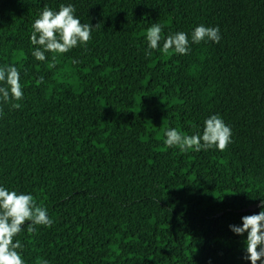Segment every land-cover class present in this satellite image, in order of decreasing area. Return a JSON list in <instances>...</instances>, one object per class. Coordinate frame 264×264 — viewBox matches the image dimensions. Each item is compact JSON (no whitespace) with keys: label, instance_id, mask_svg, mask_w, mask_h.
<instances>
[{"label":"trees","instance_id":"1","mask_svg":"<svg viewBox=\"0 0 264 264\" xmlns=\"http://www.w3.org/2000/svg\"><path fill=\"white\" fill-rule=\"evenodd\" d=\"M61 4L98 26L37 60L32 25ZM199 25L219 27V43H193ZM177 32L188 53H163ZM6 65L23 99H0V187L53 221L14 237L24 264H251L247 233L229 226L264 200V0H0ZM212 115L231 128L224 151L165 144Z\"/></svg>","mask_w":264,"mask_h":264},{"label":"clouds","instance_id":"2","mask_svg":"<svg viewBox=\"0 0 264 264\" xmlns=\"http://www.w3.org/2000/svg\"><path fill=\"white\" fill-rule=\"evenodd\" d=\"M75 8L72 5L59 6L58 11H53L45 6L39 17L35 19L30 41L32 45H38L32 55L40 61L46 59L45 52L66 53L79 44H86L91 39L92 24H83L74 15ZM162 26L153 23L146 32L149 49H157L161 40ZM219 27H205L199 25L192 32V42L200 43L208 40L219 43ZM43 49V50H41ZM170 49L178 54L186 55L189 51L188 36L184 32L169 35L163 43L162 52L167 54ZM151 55L149 51L147 53ZM55 59V57H53ZM43 77L40 78V82ZM0 99L8 101L23 99L20 73L16 66L6 65L0 67ZM20 104H13L14 108H20ZM165 144L169 147L179 146L181 151L194 149L200 151L216 147L224 151L231 142L232 131L219 115H212L204 121L202 135H182L176 129L165 131ZM242 226L230 225V229L238 234L247 233L245 259L251 264H257L264 258V200H261V211L241 217ZM28 224V231L34 232V225L51 226L53 221L48 217L46 209L38 206L31 194L17 193L0 187V264H24L21 253L23 245L19 240L13 242L14 237L22 230V226ZM47 264V262H45Z\"/></svg>","mask_w":264,"mask_h":264}]
</instances>
